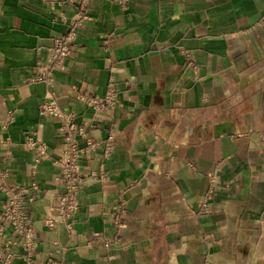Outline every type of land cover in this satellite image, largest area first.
I'll list each match as a JSON object with an SVG mask.
<instances>
[{
	"label": "crops",
	"instance_id": "obj_1",
	"mask_svg": "<svg viewBox=\"0 0 264 264\" xmlns=\"http://www.w3.org/2000/svg\"><path fill=\"white\" fill-rule=\"evenodd\" d=\"M80 2L0 0V212L6 186L38 182L34 262L264 264V0H87L83 20ZM110 82L117 102L96 111L86 99ZM44 102L100 142L80 162L72 230L46 223L65 189L66 120Z\"/></svg>",
	"mask_w": 264,
	"mask_h": 264
},
{
	"label": "built area",
	"instance_id": "obj_2",
	"mask_svg": "<svg viewBox=\"0 0 264 264\" xmlns=\"http://www.w3.org/2000/svg\"><path fill=\"white\" fill-rule=\"evenodd\" d=\"M79 8L80 19L83 20L90 15L87 0H82ZM74 31L70 30L68 35L56 38L52 62L57 63L69 54L72 49L71 41L74 38ZM185 56L187 64L197 68L192 52L186 50ZM198 77L196 76V78ZM86 100L96 111L113 107L117 102L116 88L113 82L109 83L105 96H89ZM41 109L43 112L65 116L66 120L59 127V135L64 140V153L54 159V163L59 168L62 184L65 189L58 197L56 215L47 218L46 223L62 222L68 230H72L76 220L75 215L80 205L78 198V193L82 188L80 162L83 154L89 150L96 149L100 145V142L89 136L84 126L77 127L72 121L73 115L66 114L60 110L55 102H44ZM80 138H83V141H80ZM28 143L37 149V160L48 156V147L45 142H40L31 137ZM216 187L217 181L211 176L207 189V197L204 202L205 212L209 211L208 201L214 196ZM39 188L40 186L35 180L27 184L8 185L4 188L7 201L0 212V264H12L14 258L20 255H23L29 264H42L35 263L33 260L36 246V231L29 212V206L36 199ZM127 212V201L123 196H120L115 204L113 221L121 225L122 219L126 216ZM7 225H11L10 231H8ZM51 263L61 264L57 260ZM206 264L214 263L207 262Z\"/></svg>",
	"mask_w": 264,
	"mask_h": 264
}]
</instances>
